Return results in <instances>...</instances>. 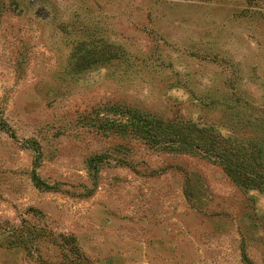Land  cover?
<instances>
[{"label": "rangeland", "instance_id": "374dc122", "mask_svg": "<svg viewBox=\"0 0 264 264\" xmlns=\"http://www.w3.org/2000/svg\"><path fill=\"white\" fill-rule=\"evenodd\" d=\"M121 108L264 168V0H0V264H264V190Z\"/></svg>", "mask_w": 264, "mask_h": 264}, {"label": "trees", "instance_id": "16d2710c", "mask_svg": "<svg viewBox=\"0 0 264 264\" xmlns=\"http://www.w3.org/2000/svg\"><path fill=\"white\" fill-rule=\"evenodd\" d=\"M115 113L118 118L109 125L118 132L131 134L149 148L199 153L220 166L233 182L264 190V168L258 152L247 153L211 127L190 120L163 121L127 108L115 109Z\"/></svg>", "mask_w": 264, "mask_h": 264}]
</instances>
